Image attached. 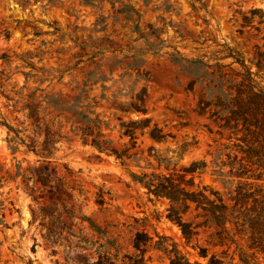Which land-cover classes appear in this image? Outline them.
I'll return each instance as SVG.
<instances>
[{"label": "rangeland", "instance_id": "obj_1", "mask_svg": "<svg viewBox=\"0 0 264 264\" xmlns=\"http://www.w3.org/2000/svg\"><path fill=\"white\" fill-rule=\"evenodd\" d=\"M123 1L134 6L140 19L115 17L109 0L102 6L84 0H0V120L21 130L16 136L0 124V264H88L97 258L99 244L108 240L120 248L121 256L134 251L137 230L148 232L154 241L156 232L168 235L192 260L206 264L194 248L197 241L186 244L178 225L165 218L167 202L149 201L130 172L156 170V154L169 158L170 167L207 158L209 166L196 181L227 195L233 184L218 177L207 155L212 148L204 126L208 120L194 112L199 99L210 96L207 68L195 64L191 72L184 71L172 53L177 49L186 58L226 64L232 58L216 57L217 50L228 44L242 53L264 85V68L251 63L264 29L242 28L237 11L264 10V0H205V6L191 0ZM115 5L118 8L121 3ZM102 15L108 17L105 30L96 25ZM105 37L114 41L117 51L110 49L91 59L98 50L94 44L110 46ZM191 79L196 80L193 90L188 89ZM143 87L147 88V113L127 112ZM83 89L87 92L80 97L81 104L91 105L85 112L102 120L103 132L120 150L129 145L122 122L130 119L150 116L175 138L156 142L138 131L137 146L131 149L136 154L125 164L114 155L100 154L74 134L73 128L81 123L77 115L57 104L60 97L74 101ZM33 102L39 106L38 119L27 118ZM180 122L189 125L183 127ZM46 129L63 135L51 152L43 150ZM13 136L16 142L9 141ZM194 136L198 143L179 158L180 145L193 142ZM21 137L27 142L37 140L39 153L29 150ZM151 145L155 150L150 153ZM43 165L49 166L47 183L31 178L28 190L18 170L30 174L29 169ZM164 166L159 170H165ZM100 188L111 194L106 193L104 205L96 202ZM44 207H50L52 214L45 213ZM58 215L66 227L61 240L52 244L48 227ZM205 239L206 232L201 230L200 243L205 244ZM146 249L150 264H169L167 253L154 242Z\"/></svg>", "mask_w": 264, "mask_h": 264}, {"label": "trees", "instance_id": "obj_2", "mask_svg": "<svg viewBox=\"0 0 264 264\" xmlns=\"http://www.w3.org/2000/svg\"><path fill=\"white\" fill-rule=\"evenodd\" d=\"M53 1V0H50ZM86 4L102 6L105 0H84ZM115 17L118 14L129 20L137 21L141 14L133 5L123 0H109ZM116 1L121 3L115 7ZM205 6V0H191ZM28 3V1H27ZM241 14L240 26L242 28H254L258 32L264 29V10L252 7L248 11L237 10ZM108 17L102 15L97 19L96 25H101L99 30H105ZM147 38L146 35L141 34ZM110 46L94 44L98 50L91 54V59L106 51L116 52L114 41ZM262 44L256 46L255 56L251 63L257 68H264V33L261 36ZM151 48L156 44H151ZM222 49L217 50L219 59L232 58L229 63L217 61L209 64L200 59L184 57L175 49L172 59L182 66L184 71H192L193 65L201 64L205 70L209 97H201L197 102L194 112L208 120L204 124L206 133L212 142L207 150L211 162L215 166V172L223 182L232 183V187L224 194L220 189L211 184L196 181V177L202 175L209 166L207 158H195L188 164L180 167H170V159L156 154L158 167L153 171L140 173L130 172L133 180L144 190L149 201L167 202L165 218L177 224L181 230L186 244L193 239L197 242L194 248L199 257L206 260V264H264V85L257 80L256 73L246 63L245 57L239 50L223 44ZM239 68L234 69L233 64ZM196 80L191 79L188 89L193 90ZM87 85V84H86ZM87 89H83L74 101L60 97L57 104L63 111L70 110L77 115L79 122L73 128V132L86 145H91L100 154L114 155L122 164L131 158L136 152L131 149L137 146V132L147 133L156 142H166L169 137L175 138V134L166 132L157 122H153L150 116L130 119L122 122V134L129 137V145L123 149L117 148L110 138H107L102 130V120L98 117L91 118L84 109H90L91 105L81 104L80 97ZM147 88L143 87L131 102L128 111L146 114L145 100ZM33 96V93L30 97ZM34 98V97H33ZM32 98V99H33ZM88 98V96H86ZM38 104H29L27 118H39ZM90 111V110H89ZM93 113V111H91ZM0 124L7 125L9 130L19 135L20 129L7 124L5 120ZM181 126L189 125L188 122H180ZM16 136L9 141L16 142ZM60 132L51 133L46 129L43 150L51 152L56 141L62 138ZM193 142L184 141L180 145L179 158L185 151L198 140L194 136ZM29 150L39 153L38 142L30 138H20ZM17 148V146H15ZM155 146H149L150 153ZM165 165V170H159ZM54 170V169H52ZM52 170L50 172H52ZM30 174L18 170L22 176L25 187L30 190L29 181L47 183L45 173L49 172V166L34 170L29 169ZM106 193L109 191L100 188L96 202L106 204ZM45 213L52 214L50 207H44ZM82 220H88L91 226L100 234L103 233L90 218L84 215L78 216ZM66 223L60 220V215L55 216L53 224L48 227L47 239L55 244L59 242L62 230ZM201 230L206 232L205 244L200 243ZM158 239L144 230L135 232L132 244L134 251L125 252L120 256V248L115 242L108 240L99 244V252L96 259L88 264H150L146 251L147 246L154 242V246L165 251L169 258V264H204L202 261L192 260L188 251H184L180 244L168 235L158 232ZM73 235V234H72ZM83 240L89 241L82 237ZM93 243V242H92ZM78 246V244H76ZM115 248V252L112 248ZM213 249V250H211ZM56 253L55 250H53ZM56 264H59L58 261Z\"/></svg>", "mask_w": 264, "mask_h": 264}]
</instances>
